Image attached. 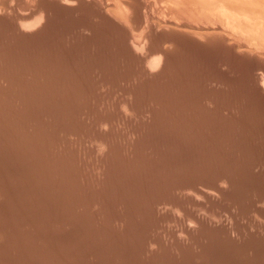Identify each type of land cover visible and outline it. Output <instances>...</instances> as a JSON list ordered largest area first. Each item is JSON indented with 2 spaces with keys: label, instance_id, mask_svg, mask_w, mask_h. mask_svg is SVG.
Instances as JSON below:
<instances>
[{
  "label": "rangeland",
  "instance_id": "374dc122",
  "mask_svg": "<svg viewBox=\"0 0 264 264\" xmlns=\"http://www.w3.org/2000/svg\"><path fill=\"white\" fill-rule=\"evenodd\" d=\"M22 1L0 0V264H264L263 0H45L29 29Z\"/></svg>",
  "mask_w": 264,
  "mask_h": 264
},
{
  "label": "bare ground",
  "instance_id": "6f19581e",
  "mask_svg": "<svg viewBox=\"0 0 264 264\" xmlns=\"http://www.w3.org/2000/svg\"><path fill=\"white\" fill-rule=\"evenodd\" d=\"M13 1V0H12ZM22 1V0H21ZM24 2L26 1V0H23ZM22 1V2H23ZM39 1V2H38ZM57 3H58V6H59V4H60V6L59 7H63V6H65V7H69V6H72V5H76V3H81L82 1L81 0H55ZM76 1H78V2H76ZM88 1V0H87ZM106 1V0H105ZM121 1V0H120ZM136 1V0H135ZM167 1V0H166ZM178 1V0H177ZM177 1L175 2V3H177ZM181 1V0H180ZM180 1L178 2V3H180ZM185 1V0H184ZM184 1H182V4L183 5H185L186 4V2H185V4L183 3ZM187 1V0H186ZM193 1V0H192ZM197 1V0H196ZM199 1V0H198ZM205 1V0H204ZM203 1V2H204ZM211 1V0H210ZM214 1V0H213ZM219 1V0H218ZM222 1V0H221ZM220 1V2H221ZM226 1H228V0H226ZM23 2V3H24ZM38 2V4H37V6H38V10L36 11L35 9H32V10H35V12L33 13V14H31L32 16H31V18L30 19H24V18H26V17H24L23 16V19H18V23H17V26L19 25L20 27H22V28H24V29H29V28H31V27H33V26H35V25H37L36 23H38L43 17H44V19H45V22L50 18V17H52L51 16V14H54V13H58V11H56V10H54V9H51V8H49V6L47 5V3H46V1L45 0H37L36 1V3ZM128 2H130V1H128ZM134 2V1H133ZM132 2V4H128V9L129 10H131L130 12L131 13H133L134 15H136V13H138V15H139V8L140 7H137L138 5H136V4H134ZM191 2V1H190ZM209 2V1H208ZM223 2V1H222ZM233 2V1H232ZM235 2V1H234ZM263 2H264V0H263ZM262 2V3H263ZM31 3V2H30ZM80 3H79V5H80ZM86 3V2H85ZM89 3V2H88ZM94 3V2H93ZM97 3H98V1H97ZM100 3V2H99ZM124 3V2H123ZM135 3H137V1L135 2ZM142 3V2H141ZM177 3V4H178ZM211 3V2H210ZM216 3V2H215ZM226 3V2H225ZM225 3H223V4H225ZM230 3V2H229ZM255 3H257V2H255ZM5 4H6V2H5ZM25 4H26V2H25ZM24 4V5H25ZM32 4V3H31ZM34 4V3H33ZM84 4V3H83ZM101 4V3H100ZM104 4V3H103ZM106 4V3H105ZM113 4V3H112ZM125 4V3H124ZM181 4V5H182ZM213 4H214V2H213ZM219 4V3H218ZM235 4V3H234ZM252 4H254V3H252ZM21 5V4H20ZM174 6H175V4H173ZM181 5L179 6V5H177L176 7H181ZM182 5V6H183ZM188 5V4H187ZM190 5V4H189ZM195 5H196V3H195ZM217 5V4H216ZM236 5V4H235ZM249 5H251V4H249ZM255 5V4H254ZM254 5H253V7H254ZM81 6H82V4H81ZM140 6V5H139ZM173 6V7H174ZM186 6V5H185ZM185 6H183L184 8H185ZM194 6V5H193ZM198 6H200V5H198ZM197 6V7H198ZM218 6H220V5H218ZM226 6V5H225ZM256 6H258V5H256ZM260 6V5H259ZM105 7V6H104ZM111 7V6H110ZM191 7V6H190ZM202 7V6H201ZM200 7V8H201ZM211 7H212V5H211ZM224 7V6H223ZM227 7V6H226ZM225 7V8H226ZM228 7H229V5H228ZM231 7V6H230ZM234 7V6H233ZM252 7V6H251ZM24 8V7H23ZM64 8V7H63ZM62 8V9H63ZM116 8V7H115ZM171 8V7H170ZM195 6H194V10H195ZM199 8V7H198ZM213 8V7H212ZM220 8V7H219ZM219 8H217V9H219ZM261 8H264V7H261ZM260 8V9H261ZM1 9V8H0ZM112 8H110V10H111ZM123 9V8H122ZM127 9V8H126ZM186 9V8H185ZM192 9V8H191ZM209 9H210V7H209ZM59 10V9H58ZM105 10V9H104ZM107 10V9H106ZM124 10V9H123ZM122 10V11H123ZM175 10H177L176 8H175ZM187 10V9H186ZM200 10V9H199ZM203 10H204V8H203ZM213 11H214V9H212ZM112 11V10H111ZM179 13H182L181 12V10H180V8H179ZM183 11H184V9H183ZM201 11V10H200ZM224 11V10H223ZM230 11V10H229ZM257 11H259V10H257ZM32 12V11H31ZM60 12V11H59ZM110 12V11H109ZM117 12H119V11H117ZM121 12V11H120ZM125 12L127 13V11L125 10ZM123 13V12H121V13H119L118 14V16H117V18L116 19H118V21H116L117 23H119V21L120 22H122V24H124V25H126V22H127V20L126 19H128V16H129V14H128V16H127V14L126 13ZM145 12V11H144ZM189 12V11H188ZM187 12V13H188ZM199 12V11H198ZM215 12V11H214ZM260 12V11H259ZM17 13V12H16ZM130 13V14H131ZM186 13V12H185ZM186 13V14H187ZM201 13V12H200ZM199 13V14H200ZM206 13V12H205ZM209 13V12H208ZM211 13V12H210ZM254 13H256V12H254ZM104 14V13H103ZM111 14V13H110ZM116 14V13H115ZM150 14V13H149ZM191 13L189 12V15H190ZM199 14H197V15H199ZM212 14H214L213 12H212ZM219 14V13H218ZM224 14V13H223ZM222 14V15H223ZM235 14V13H234ZM233 14V15H234ZM114 15V14H113ZM159 15V14H158ZM188 15V16H189ZM193 15V14H192ZM192 15H190V16H192ZM197 15H194V16H196L197 17ZM210 15V14H209ZM215 15V14H214ZM214 15H212V16H214ZM226 15V14H225ZM229 15H230V13H229ZM55 16H56V14H55ZM111 16V15H110ZM19 17V16H18ZM108 17V16H107ZM136 17H137V15H136ZM150 17V16H149ZM221 16L219 15V17L218 18H220ZM232 17V16H231ZM230 17V18H231ZM254 17V16H253ZM22 18V17H21ZM113 18V17H112ZM126 18V19H125ZM133 18V17H132ZM139 18V17H138ZM186 18H188V17H186ZM200 18V17H199ZM203 18V17H202ZM234 18V17H233ZM263 18V17H262ZM134 19V18H133ZM147 19V18H146ZM197 19V18H196ZM224 19V18H223ZM227 19V18H226ZM226 19H224V20H226ZM160 20V19H159ZM220 20H221V18H220ZM251 20V19H250ZM253 20H254V18H253ZM261 20V19H260ZM131 21V20H130ZM136 21H138V20H136ZM135 21V22H136ZM165 21H167V20H165ZM170 21V20H169ZM198 21V20H197ZM217 22H218V20H216ZM115 22V21H114ZM216 22V23H217ZM110 23H111V21H110ZM138 23V22H137ZM143 23V22H142ZM160 23V22H159ZM258 23V22H257ZM180 24V23H179ZM210 24V23H209ZM212 24V23H211ZM210 24V25H211ZM223 24V23H222ZM221 24V25H222ZM252 24H253V22H252ZM263 24V23H262ZM44 25V24H43ZM172 25V24H171ZM206 25V24H205ZM209 25V26H210ZM214 25V24H213ZM217 25V24H216ZM258 25H260V24H258ZM121 26V25H120ZM134 26V25H133ZM155 26V25H154ZM158 26V25H157ZM163 26V25H162ZM190 26V25H189ZM188 26V27H189ZM224 26V25H223ZM263 26V25H262ZM44 27V26H43ZM167 27V26H166ZM173 28H174V26H172ZM191 27V26H190ZM211 27V26H210ZM209 27V28H210ZM213 27V26H212ZM251 27V26H250ZM258 27V26H257ZM123 28V27H122ZM128 28V27H127ZM136 28V27H135ZM135 28H133V30L135 31ZM215 28V27H214ZM224 28V27H223ZM23 29V30H24ZM139 29H140V25H139ZM186 29V28H185ZM202 29H204V28H202ZM259 29V28H258ZM125 30H126V27H125ZM131 30L132 29H127L126 31H124L123 33H124V36L126 35L127 36V40H128V42L132 45V47H138L139 49L141 48V50H142V44L145 42V40H140L139 38H134L133 36H132V33L130 34V32H131ZM147 30V29H146ZM154 30V29H153ZM166 30V29H165ZM179 30V29H178ZM189 30V29H188ZM211 30V29H210ZM225 30H226V26H225ZM227 30H228V28H227ZM128 31H130L129 33H128ZM143 31V30H142ZM187 31V30H186ZM194 31H196V30H194ZM46 32V31H45ZM136 32V31H135ZM137 32H138V30H137ZM146 33L145 34H142V35H145L146 36V39H148V38H150L149 36H148V34H149V32H148V30L147 31H145ZM191 32V31H190ZM198 32H200V31H198ZM205 32V31H204ZM210 31H208V33H209ZM253 32V31H252ZM257 32H258V30H257ZM261 32V31H260ZM200 33H202V32H200ZM205 33H207V32H205ZM205 33H203V34H205ZM218 33V32H217ZM220 33V32H219ZM255 33V32H254ZM262 33V32H261ZM40 34V33H39ZM199 34V33H198ZM210 34V33H209ZM209 34H206V35H209ZM226 34V33H225ZM253 34V33H252ZM137 35H141V34H137ZM136 35V36H137ZM197 35V34H196ZM200 35V34H199ZM205 35V36H206ZM255 35V34H254ZM259 35V34H258ZM264 35V34H263ZM133 38H132V37ZM145 36L144 37H142L143 39L145 38ZM204 36V35H203ZM226 36V35H225ZM198 37V36H197ZM228 37V36H227ZM259 37V36H258ZM229 39V38H228ZM261 39H263V38H261ZM149 40V39H148ZM151 40V39H150ZM37 41V40H36ZM144 41V42H143ZM261 41V40H260ZM258 43V42H257ZM247 44V43H246ZM263 44H264V42H263ZM247 45H252V44H247ZM258 45H260L261 46V43L260 44H258ZM25 48L27 47L28 48V44H25V45H23ZM31 46H34V47H36V44H34V45H31ZM142 46V47H141ZM243 46V45H242ZM253 47V46H252ZM255 47V46H254ZM253 47V48H254ZM242 48V47H241ZM244 49V48H243ZM255 50H257V49H255ZM259 50V49H258ZM261 50V49H260ZM261 51H264V50H261ZM261 51H259L260 53H262ZM152 52H153V50H152ZM155 52H157V51H155ZM256 53V52H255ZM146 54V53H145ZM264 54V53H263ZM262 54V55H263ZM166 55V54H165ZM156 56V55H155ZM264 56V55H263ZM150 57V56H149ZM166 57V56H165ZM168 58V57H167ZM144 60V59H143ZM157 60L158 59H156V58H152V59H150L148 62H146V60H145V62H146V65H147V63H148V65L147 66H149V68H152V67H155L156 65H157ZM167 60V59H166ZM169 60V59H168ZM167 63V62H166ZM145 64H144V66H146ZM166 65V64H165ZM94 66V65H93ZM146 66V67H147ZM144 69H146L145 67H144ZM243 69V68H242ZM147 71V70H146ZM249 71V70H248ZM76 78V77H75ZM70 91V90H69ZM70 93H68L67 95H69ZM62 99V98H61ZM58 100V99H57ZM57 102H59V101H57ZM2 104V103H1ZM51 104H48L47 102H45V103H42V106H44V107H48V108H51V109H53V108H57L58 106L57 105H54V106H50ZM70 105V104H69ZM74 105V104H73ZM1 108V107H0ZM6 108V107H5ZM7 109V108H6ZM70 109H72V108H70ZM0 110H2V109H0ZM68 110H69V108H68ZM11 117V116H10ZM3 118V117H2ZM10 119V118H9ZM7 120V119H6ZM3 121H5V120H3ZM16 122V121H15ZM6 123H9V122H6ZM5 125V124H4ZM4 125H2V126H4ZM78 127V126H77ZM236 130V129H235ZM226 131V130H225ZM80 132H81V130H80ZM3 133V132H2ZM8 133V132H7ZM80 134V133H79ZM214 134V133H213ZM20 136V135H19ZM0 137H2V136H0ZM99 137V136H98ZM3 138V137H2ZM11 138V137H10ZM20 138V137H19ZM18 137H17V140L19 141V140H22L21 138L19 139ZM32 138V137H31ZM8 139V138H7ZM13 139V138H12ZM11 140V139H10ZM16 140V141H17ZM2 141H4V140H2ZM14 141H15V139H14ZM14 141L13 142H11L10 144L8 143V149H9V151H10V148L12 147L13 148V143H14ZM27 141V140H26ZM0 142H1V140H0ZM6 142H7V140H6ZM20 142V141H19ZM16 143V142H15ZM21 143V142H20ZM2 144V143H1ZM18 144V143H17ZM17 144H15V145H17ZM26 144V143H25ZM6 146H7V143L5 144ZM10 147V148H9ZM4 149V148H3ZM210 150V149H209ZM3 151V150H2ZM212 153H214V152H212ZM13 154V153H12ZM15 154V153H14ZM13 154V155H14ZM11 155V154H10ZM13 155L11 156V157H13ZM4 157H7V158H9L8 157V154L6 155L5 153H4V151H3V153L2 154H0V158H4ZM14 157H16V156H14ZM215 158V157H214ZM112 161H114V160H112ZM111 163V162H110ZM113 163V162H112ZM115 164V163H114ZM210 165V164H209ZM13 167H14V165H13ZM209 167V166H208ZM20 171V170H19ZM10 172V171H9ZM213 172V171H212ZM11 173V172H10ZM10 173H9V175H10ZM13 173V172H12ZM7 174V173H6ZM16 176H17V174H16ZM22 176V175H21ZM24 176V175H23ZM218 176V175H217ZM10 177V176H9ZM15 177V176H14ZM16 178V177H15ZM19 178V177H18ZM20 179H23V177L22 178H20ZM30 179V178H29ZM46 179V178H45ZM220 179H221V176H220ZM224 179V178H223ZM17 180V179H16ZM25 180V179H24ZM12 181H13V179H12ZM28 181V180H27ZM42 182H44L45 180L43 179V180H41ZM46 181H48V179L46 180ZM22 182H23V180H22ZM14 183H16V182H14ZM27 183V182H26ZM31 183V182H30ZM32 183H33V181H32ZM50 183H51V181H50ZM40 184H41V182H40ZM21 185H22V183H21ZM1 186V185H0ZM10 187V186H9ZM28 187V186H27ZM28 189H30V188H28ZM31 193V192H30ZM0 196H2V194H3V192L0 190ZM8 194V193H7ZM4 195H5V193H4ZM3 195V196H4ZM5 197H6V195H5ZM77 197V196H76ZM7 198H11V196H9V197H7ZM9 200V199H8ZM20 210V209H19ZM3 211V210H2ZM245 214V213H244ZM20 215V214H19ZM20 217V216H19ZM242 220V219H241ZM243 224V223H242ZM110 227V226H109ZM8 228V227H7ZM35 229V228H34ZM18 230V229H17ZM32 230V229H31ZM50 231V230H49ZM47 233H48V231H46ZM52 235H53V232H52ZM128 237V236H127ZM18 246V245H17ZM24 249V248H23ZM171 249V248H170ZM11 251V250H10ZM259 251V250H258ZM3 252V251H2ZM6 251H4V253H5ZM32 254V253H31ZM28 258V257H27ZM47 260V259H46ZM263 261V260H262ZM169 262V261H168ZM34 263V262H33Z\"/></svg>",
  "mask_w": 264,
  "mask_h": 264
}]
</instances>
